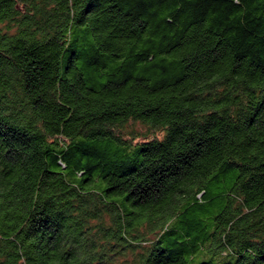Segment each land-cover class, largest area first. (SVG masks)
I'll return each instance as SVG.
<instances>
[{
  "label": "trees",
  "instance_id": "1",
  "mask_svg": "<svg viewBox=\"0 0 264 264\" xmlns=\"http://www.w3.org/2000/svg\"><path fill=\"white\" fill-rule=\"evenodd\" d=\"M0 264H264V0H0Z\"/></svg>",
  "mask_w": 264,
  "mask_h": 264
},
{
  "label": "rangeland",
  "instance_id": "2",
  "mask_svg": "<svg viewBox=\"0 0 264 264\" xmlns=\"http://www.w3.org/2000/svg\"><path fill=\"white\" fill-rule=\"evenodd\" d=\"M135 126H137V129L144 128V126L141 123H137V124H135ZM128 254H131V253L123 254V257L127 256Z\"/></svg>",
  "mask_w": 264,
  "mask_h": 264
}]
</instances>
